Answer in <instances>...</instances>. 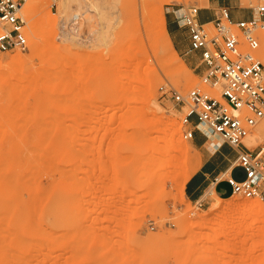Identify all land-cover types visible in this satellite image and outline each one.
<instances>
[{
	"label": "rangeland",
	"instance_id": "obj_1",
	"mask_svg": "<svg viewBox=\"0 0 264 264\" xmlns=\"http://www.w3.org/2000/svg\"><path fill=\"white\" fill-rule=\"evenodd\" d=\"M208 1L73 0L65 8L62 0H44L41 14L28 13L25 2L28 47L0 52V264H264V213L231 217L226 228L235 229L224 235L216 225L222 209L210 212L218 197L209 191L192 203L182 190L211 152L184 138L189 127L181 106L162 89L185 95L201 88L220 99V88L204 81L197 55V70L179 55L188 70L173 74L171 53L157 39L154 6L167 22L176 21L180 8L219 10ZM261 4L230 5L252 16ZM48 17L54 23L43 24ZM257 36L264 63V29ZM186 78L196 84L185 85ZM166 118L177 120L182 147L170 141ZM263 123L245 140L257 153L264 139L255 146L252 138ZM151 125L162 126L157 133L176 165L154 177L151 170L148 180L142 150L158 135L154 130L146 137ZM133 138L144 140L140 152ZM222 200L264 204L237 194ZM206 221L207 227L189 231Z\"/></svg>",
	"mask_w": 264,
	"mask_h": 264
},
{
	"label": "built area",
	"instance_id": "obj_2",
	"mask_svg": "<svg viewBox=\"0 0 264 264\" xmlns=\"http://www.w3.org/2000/svg\"><path fill=\"white\" fill-rule=\"evenodd\" d=\"M26 0H0V52L26 49ZM201 8L189 6L175 11L177 23L188 32V55H197L204 81L211 88H220V99L201 88L185 95L169 88L162 95L181 106L186 140L196 130L210 138L200 125L233 148L245 146L244 140L264 118V64L257 55L261 47L257 31L264 29V4L255 14L234 15L227 6L219 7L214 20L203 22ZM211 26V27H210ZM220 146V145H219ZM241 167L243 180L228 178L233 194L245 198L264 199V160L260 152L247 148L238 153L234 163Z\"/></svg>",
	"mask_w": 264,
	"mask_h": 264
},
{
	"label": "bare ground",
	"instance_id": "obj_3",
	"mask_svg": "<svg viewBox=\"0 0 264 264\" xmlns=\"http://www.w3.org/2000/svg\"><path fill=\"white\" fill-rule=\"evenodd\" d=\"M73 0H62V4L64 5V7L65 8H67L68 7V5L72 2ZM209 2V1H208ZM207 2V3H208ZM206 3V4H207ZM26 6H27V12L28 13H30V14H33V13H43L44 11H43V7L45 8V6H44V0H26ZM209 5V4H208ZM161 6V5H160ZM155 7V12H157V14H159L158 16V27H157V31H156V34H157V39H158V41H159V44L161 45V46H163L164 48H166V49H168V51L171 53V57L168 59V62H169V65H171V71L173 72V74H179L180 72H182V71H187L188 70V67H187V65L183 62V61H180V57H179V54H178V52L174 49V47H173V44H172V41H171V39H170V36H169V33H168V31H167V22H166V18H165V14H164V12L162 11V8H159L158 6H154ZM159 8V9H158ZM201 8V7H200ZM154 13V12H153ZM45 19V18H44ZM43 19V20H44ZM52 20H53V23H54V19H52L51 17H48V18H46L45 19V21H43L44 23L43 24H46V25H49V24H52ZM42 22H38L35 26H36V28L34 27V34H35V37L38 39V37L40 36V34H41V27H42ZM37 25H40L41 27L40 28H38L37 27ZM34 45H33V47H32V52L34 53L35 51H36V49H37V42H34L33 43ZM130 45V44H129ZM131 46H129L128 48H127V51L128 52H130V50H131ZM264 51V50H263ZM23 58V56H17V59L16 60H21ZM264 59V58H263ZM14 60V59H13ZM12 62V61H11ZM263 62V61H262ZM264 64V63H263ZM194 81V80H193ZM192 81V79H190V78H186V79H184V82L186 83H184L185 85H189L190 87H193L196 83L195 82H193ZM217 95V94H216ZM218 96V95H217ZM220 98V97H219ZM167 119V118H166ZM165 119V120H166ZM170 119V118H169ZM161 120V119H160ZM168 120V119H167ZM166 120V121H167ZM160 123V122H159ZM161 123H162V121H161ZM168 126H169V128L167 127V129L168 130H170L171 131V140L170 141H172L173 140V142H174V145L176 146V147H182L183 146V142H182V140L177 136V132H178V122H177V120H171L170 119V121L168 120ZM155 125V124H154ZM154 125H151L150 127H148V134H147V136L146 137H150L149 135L155 130L156 131V133L157 132H159V133H162V126L160 127V128H158L157 129V127H155ZM167 125V124H166ZM158 126V125H157ZM200 128L205 132V133H207L211 138H214V137H216L215 139H218V137L217 136H214V135H212L211 134V132L209 131V129L205 126V125H203V124H201L200 125ZM167 131V130H166ZM151 132V133H150ZM164 132H165V130H164ZM150 133V134H149ZM158 134V133H157ZM182 138V137H181ZM210 138V139H211ZM249 138V136L247 137V139ZM247 139H245V140H247ZM254 141H255V146H258L259 145V142L260 141H262V139H264V123H263V125L258 129V131H257V133H256V136H254L253 138H252ZM149 140V142L148 141H146V143H149V144H147V146H144V140H142L141 142H140V140L139 139H137V138H133L132 139V142L134 143V147H135V149L138 151V152H140L142 149H143V146H144V149L142 150V151H144V153H145V163H143V164H145V167H147V170H145L146 171V174H145V177L149 180L150 178L148 177L149 176V174H150V172H151V170H152V173H153V176L152 177H154V173H160V171H163V170H165V171H168L169 170V168L172 166V165H174L173 163V161H174V157H173V155L171 154L172 152H171V150L172 149H170L169 147L168 148H166L165 146H162V135L161 134H158L157 136H155L154 138H149L148 139ZM150 140H151V143H150ZM154 140V141H153ZM244 140V142H246ZM211 145H212V143H210ZM216 145V144H215ZM185 146V145H184ZM184 149V148H183ZM31 150V152H32V149H30ZM41 150L42 149H40V152H41ZM44 150V149H43ZM42 150V151H43ZM46 151V150H45ZM30 152V153H31ZM36 152V151H35ZM44 153H46V152H42V154H44ZM174 153V152H173ZM264 153V148L261 150V152H260V155L262 156V154ZM28 154V153H27ZM33 154V153H32ZM31 154V155H32ZM24 155V154H23ZM37 155H38V152H37ZM36 155V153H34V156L36 157L37 156ZM40 155V154H39ZM45 155V154H44ZM47 155H49V154H47ZM27 157H28V155H27ZM34 157V158H35ZM49 156H47L46 158H48ZM29 158H31V157H29ZM37 158H39V157H37ZM42 158V157H41ZM50 158V157H49ZM40 159V158H39ZM44 159V158H43ZM32 160V159H31ZM35 160V159H34ZM36 160H38V159H36ZM49 161H51V160H49ZM6 162V161H5ZM38 162V161H37ZM44 161H42V163H43ZM47 162V161H46ZM35 163V162H34ZM41 163V164H42ZM176 163V162H175ZM26 164H28V163H26ZM40 164V163H39ZM44 164H47V163H43V165ZM176 165V164H175ZM174 165V166H175ZM27 166V165H26ZM25 166V167H26ZM35 166H37V168H39L38 166L39 165H37V163H35ZM43 167V166H42ZM2 168H4V166L2 167ZM6 168V167H5ZM45 168H49V167H47V165H45ZM168 169V170H167ZM171 169V168H170ZM5 170V169H4ZM46 170V169H45ZM49 170V169H48ZM150 170V171H149ZM149 171V172H148ZM164 171V172H165ZM44 172V171H43ZM169 172V171H168ZM168 172L167 173H165V174H168ZM3 174H5V171H4V173ZM29 174V173H28ZM162 174H163V172H162ZM170 174V173H169ZM27 175V174H26ZM25 175V176H26ZM156 175V174H155ZM164 175V174H163ZM162 175V176H163ZM13 176V175H12ZM157 176V175H156ZM5 177L6 178H8L6 175H5ZM5 177H4V179H5ZM31 177V176H30ZM159 177H160V175H159ZM12 178V177H11ZM15 178V177H14ZM27 178V177H26ZM2 179V178H1ZM31 179H33L32 177H31ZM41 179V178H40ZM46 179V178H45ZM190 179V175H189V177H187V179H186V181H185V183H184V185H183V194H185V185H186V182L188 181ZM3 180V179H2ZM9 180V179H8ZM15 180H16V178H15ZM15 180H14V182H15ZM30 179H28V181H29ZM39 180V179H38ZM38 180H37V182H38ZM3 181H7V179L6 180H3ZM26 181V180H25ZM36 182V183H37ZM6 183V182H5ZM8 183H9V181H8ZM11 183V182H10ZM16 183V182H15ZM29 183V182H28ZM31 183V182H30ZM32 183H33V180H32ZM7 184V183H6ZM34 185H35V181H34V183H33ZM12 185V184H11ZM14 185V184H13ZM38 185V184H37ZM47 185V184H46ZM28 186H30V185H28ZM4 188H5V186H4ZM7 188H9V187H7ZM181 188V187H180ZM16 189V188H15ZM35 189H36V187H35ZM38 190V189H37ZM3 191H4V189H3ZM6 191V190H5ZM182 192V191H181ZM40 193V192H39ZM49 193V192H48ZM179 193H180V191H179ZM44 194H45V192H44ZM11 196V195H10ZM28 196H30V194L28 195ZM31 197H32V195H31ZM35 197V196H34ZM37 197V196H36ZM28 198H30V197H28ZM33 198V197H32ZM31 198V199H32ZM46 198V197H45ZM49 198V197H48ZM34 199V198H33ZM37 199H39V198H37ZM7 200V199H6ZM29 200V199H28ZM36 200V199H35ZM49 200V199H48ZM39 201V200H38ZM28 203H30V201H28ZM31 203H33V202H31ZM35 203V202H34ZM35 206V205H34ZM30 206H28V208H29ZM222 209V211H221V214H222V217H221V219L219 220V222L216 224L217 225V227H218V229H225V231H222V233L221 234H226V233H228L229 231H234L233 229H235V226H232V227H230V228H226V224H227V222L229 221V219L231 218V217H237L238 215H243L242 217H244V216H249L250 214H253V213H255V212H257L258 213V215H262L263 213H264V204L263 203H261V202H259V201H256V200H250V201H243V202H237L236 200H231V201H229V202H224V200H222V199H220V198H218V202L217 203H215V204H213V205H211V207H210V212H214V211H217L218 209ZM8 211V210H7ZM11 211V210H10ZM28 211V210H27ZM6 212V211H5ZM12 212V211H11ZM8 214V213H7ZM27 214H28V212H27ZM5 215V214H4ZM11 215V214H10ZM6 216H9V215H6ZM10 217V216H9ZM239 217H241V216H239ZM29 218V217H28ZM238 218V217H237ZM236 218V219H237ZM4 219H6V218H4L3 217V220ZM17 219H18V217H17ZM10 221V220H9ZM4 224V223H3ZM208 222L206 221V222H203V223H197V224H195V226H189V231H191V232H193L194 231V229H196V228H198V227H207L208 226ZM7 225V224H6ZM23 225V224H22ZM5 226V225H4ZM25 226V225H24ZM28 226V225H27ZM228 226V225H227ZM216 227V228H217ZM217 229V230H218ZM238 229V228H237ZM9 230V229H8ZM14 230V229H13ZM261 230V229H260ZM11 231V230H10ZM45 231H46V229H45ZM220 231V230H219ZM261 231H263L264 232V227H263V229L261 230ZM7 232V231H6ZM9 232V231H8ZM221 232V231H220ZM11 234L10 235H13L12 234V232H10ZM16 234V233H15ZM43 235V234H42ZM14 236V235H13ZM12 236V237H13ZM22 236V235H21ZM43 237V236H42ZM18 238V237H17ZM45 238H47V236L45 237ZM11 239H13V238H11ZM11 239L10 240H8V241H11ZM24 239V238H23ZM171 238L170 237H165L164 235H163V237H162V240H170ZM20 240H22V239H20ZM19 240V241H20ZM26 240H28V239H26ZM43 240H44V238H43ZM49 240V239H48ZM14 241H15V238H14ZM30 240H28V242H29ZM34 241V240H33ZM45 241V240H44ZM171 241V240H170ZM5 243V242H4ZM17 243V242H16ZM21 243V242H20ZM23 243V242H22ZM26 243V242H25ZM45 243H47L46 241H45ZM6 244V243H5ZM4 244V245H5ZM29 244H31V243H29ZM19 245V244H18ZM17 245V246H18ZM48 245V244H47ZM46 245V246H47ZM47 248V247H46ZM229 248V245L227 246V249ZM36 252V251H35ZM36 254V253H35ZM38 255V254H37ZM47 256V255H46ZM38 258V257H37ZM36 258V259H37ZM38 260V259H37ZM241 264H245V260H243V262H241Z\"/></svg>",
	"mask_w": 264,
	"mask_h": 264
},
{
	"label": "crops",
	"instance_id": "obj_4",
	"mask_svg": "<svg viewBox=\"0 0 264 264\" xmlns=\"http://www.w3.org/2000/svg\"><path fill=\"white\" fill-rule=\"evenodd\" d=\"M228 2L229 3L227 4L226 0H209V4L218 6V8L221 6L229 7L234 15L243 13L249 16L244 10H235L236 8L230 5L232 0ZM207 7H202L200 11V18L203 22L214 20L218 13L216 8ZM167 31L174 49L179 55L185 58L186 63L192 69L197 70L198 66L195 57L187 54L190 46L187 30L181 27L176 21L168 19ZM210 138H206L202 131L196 130L192 139L193 144L198 149L207 148L211 152L207 159L204 160L197 171L190 176V179L186 182L184 189L185 195L192 203L201 202L209 191L211 192V195L218 198H230L233 196V191L228 183V178L232 177L240 181L246 177L244 170L241 167L236 166L234 163L237 160L240 151H245L247 148H251L249 143L244 142L245 146L233 148L222 141H216V137ZM210 143H212V145Z\"/></svg>",
	"mask_w": 264,
	"mask_h": 264
}]
</instances>
